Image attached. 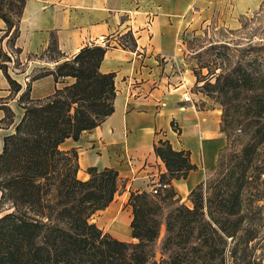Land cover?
<instances>
[{"label": "trees", "instance_id": "obj_1", "mask_svg": "<svg viewBox=\"0 0 264 264\" xmlns=\"http://www.w3.org/2000/svg\"><path fill=\"white\" fill-rule=\"evenodd\" d=\"M24 1L0 0L10 48ZM105 50V45L84 46L53 69L33 71L16 102L22 110L16 123L0 104V125L10 128L0 138V264H226V252L242 264L243 253L235 258L236 249L243 252L255 238L250 229L264 211V191L257 184L264 174L258 161L264 144V43L247 42L239 50L212 44L203 57H195L192 73L200 83L195 90L219 106L225 144L213 173L186 196L187 205L170 182L195 170L188 152L172 150L167 141L153 146L165 168L158 177L165 188L154 195L129 194L135 242L117 241L90 221L117 192L116 172L87 168L88 179L81 181L75 149H59L64 140L76 142L113 112L114 76L98 70ZM49 52L61 56L53 36ZM0 58L10 94H17L20 86L2 64L9 58L1 52ZM47 76L55 83L72 82L31 100L30 83Z\"/></svg>", "mask_w": 264, "mask_h": 264}, {"label": "crops", "instance_id": "obj_2", "mask_svg": "<svg viewBox=\"0 0 264 264\" xmlns=\"http://www.w3.org/2000/svg\"><path fill=\"white\" fill-rule=\"evenodd\" d=\"M261 2L25 0L12 48L7 42L10 32L5 33L0 19V52L9 58L2 64L20 86L17 94H10L0 70V104L11 110L13 123L22 114L16 102L33 71L53 69L84 46H106L98 70L114 76L113 112L76 142L66 139L59 145L63 151L75 149L77 179H88L87 168L112 169L117 174L112 201L91 216L102 233L135 242L130 238L127 200L131 192L150 193L165 173L153 153L159 140L167 141L174 151L188 152L195 166L184 179L170 182L180 202L187 205L191 189L213 173L217 152L225 144L219 131L220 109L195 90L200 83L195 82L194 59L188 57L186 44L212 22L232 26L238 16L257 10ZM51 36L61 56L50 61L43 58ZM71 82L66 78L55 83L50 76L38 79L30 83L29 98L43 99ZM9 131L0 125V138ZM207 133L212 138H206Z\"/></svg>", "mask_w": 264, "mask_h": 264}, {"label": "rangeland", "instance_id": "obj_3", "mask_svg": "<svg viewBox=\"0 0 264 264\" xmlns=\"http://www.w3.org/2000/svg\"><path fill=\"white\" fill-rule=\"evenodd\" d=\"M207 28L202 33L188 39L189 44L186 45V52L189 58L194 59V65L196 63L195 57H203L205 49L212 44L225 43L231 50H239L244 48L247 42L262 41L264 43V0H262L257 10L238 16L236 23L232 26L225 27L212 22ZM44 55L45 58L43 59L45 60L50 59V57L57 58L55 53L49 52ZM0 60L2 59L0 58ZM200 74L205 75V70H201ZM205 137L212 138V135L207 133ZM258 161L263 162L264 166V144L260 149ZM260 183L261 185L258 187L264 191V174L260 176L257 182V184ZM259 212L260 216L256 218L254 226L250 229L253 230L255 238L247 243L243 252L238 247L234 255L235 258H240L241 253H243L242 264H264V211L260 210ZM232 245L230 242L228 248H232ZM225 257L226 264H238L239 262V259L231 261L228 252L225 253Z\"/></svg>", "mask_w": 264, "mask_h": 264}, {"label": "built area", "instance_id": "obj_4", "mask_svg": "<svg viewBox=\"0 0 264 264\" xmlns=\"http://www.w3.org/2000/svg\"><path fill=\"white\" fill-rule=\"evenodd\" d=\"M183 101H187V98L185 97V96H183ZM158 188H160V189H163V188H165V185H161L160 183H158L157 185H156V187H154V188H152L151 190H150V193L151 194H156V189H158Z\"/></svg>", "mask_w": 264, "mask_h": 264}]
</instances>
